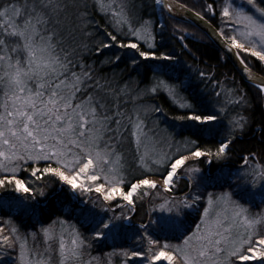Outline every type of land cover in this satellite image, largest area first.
<instances>
[{"label": "snow or ice", "instance_id": "6c2138e0", "mask_svg": "<svg viewBox=\"0 0 264 264\" xmlns=\"http://www.w3.org/2000/svg\"><path fill=\"white\" fill-rule=\"evenodd\" d=\"M154 3L169 13L191 11L208 24L222 50L235 58L246 79L264 98V79L253 72L254 67L264 72V0H203L199 11L170 0ZM133 7L131 0H93L92 8L111 20L112 30H106L105 38L89 48L77 41L70 29L65 38L69 19L78 22L80 31L85 30L89 0H0V189L7 191L11 186L12 191L22 194L0 200V206L23 210L25 202L37 195V189L19 176L30 172L37 181L52 177L49 182H58L74 195L85 197L80 200L79 212L91 226L89 236L75 227L69 230L66 220H53L39 233H32L33 241L41 236L42 249L35 245L29 248L28 237L15 235V228L13 235H3L0 243L13 246L20 240L21 264H101L99 257L85 259L92 241L126 236L137 245L146 244L147 250L129 247L109 253L123 257V264H134L138 259L141 264L145 259L150 264L161 260L167 264H249L259 260L264 264V214L250 215L231 191L219 197L209 194L206 207L198 194L180 200L162 195L174 190L178 177L187 174L189 181L200 179L191 175L201 171L195 162L206 159L211 164L227 159L237 141L254 127L246 107L247 92L235 85L229 89L234 92L231 103L236 114L228 121L227 135L221 136V113L227 114L226 106L218 99L219 108L209 110L195 97L188 100L179 94L178 85L168 76L170 70L175 71L177 58L161 51L157 43L156 27L164 30L166 26L151 18L134 21ZM217 16L220 22L213 27L211 21ZM180 39L184 40V35ZM114 48L118 51H111ZM82 49L107 56L110 64L126 57L133 71L145 62H161L153 65L154 79L138 90L134 99L143 101L166 92L179 103L172 119L187 129L180 141L183 150L177 148L174 155L170 151L140 152L153 132L146 120L162 109L139 103L131 112L122 110L120 94L124 90L111 87L108 81L101 83L91 66L83 62ZM199 76L207 74L200 72ZM215 83L219 89V81ZM214 94L220 98L222 91ZM206 136L221 138L207 147ZM261 137L264 142V131ZM125 139L135 145L132 167L140 171L131 179L119 152ZM241 159L247 167L249 157ZM245 177L250 193L257 187L264 189L261 165L237 174L238 180ZM38 194H45L43 187ZM145 197L163 199L159 204L162 215L137 224L133 217L137 199ZM200 210L195 230L186 228L188 212ZM157 230L175 234L178 242L161 243Z\"/></svg>", "mask_w": 264, "mask_h": 264}, {"label": "rangeland", "instance_id": "374dc122", "mask_svg": "<svg viewBox=\"0 0 264 264\" xmlns=\"http://www.w3.org/2000/svg\"><path fill=\"white\" fill-rule=\"evenodd\" d=\"M201 1L203 2V0ZM92 3H93V0H89L90 6H92ZM199 10H201L200 7L199 9H197V11ZM96 11L101 16H104L100 11L98 10ZM90 17L91 16L89 12V15H88L89 22L88 24L85 25V30L82 31V35L85 37V39H92L94 34L97 31H99V34H102V32H104V29L99 27V25L94 20H92V18ZM216 18L218 19V22H220L219 17L217 16ZM106 20L109 21V26L112 30L111 20L109 18H106ZM77 23L78 22H75L74 27L78 30V28L76 27ZM158 23L164 24L166 27L164 30H161L158 26L156 27L155 31L157 34V43L162 39L163 35L164 36L165 35L174 36V34H176V36L179 38L181 35H184L185 39H189V40L196 37L193 34L194 32H192L189 29L181 28L179 26H173V25L165 23L163 16L159 17ZM174 28H179L180 30L174 31ZM89 32L92 33L91 36L88 35ZM65 38L67 39V35ZM97 41L99 42L100 40L98 39ZM184 44L185 43L183 42V45ZM111 51L116 52L118 51V49L114 48ZM83 55L90 59L88 61L89 66L96 65V63L99 68H103V67L111 65L110 63L106 62L108 57L105 55H96L95 53H92L91 51L88 52V49H82V56ZM124 61L125 62L127 61L126 57L124 58ZM157 63H161V62L159 61L145 62V66L150 67L151 70L149 71L148 76L144 80H141V76L138 78L135 77L131 79L130 81L127 79V77L125 78V81L123 82L119 90H124L120 94V98H122V101H130L131 103V105L128 106L129 107V109L127 110L128 112H131L134 106L139 103L152 104V105L160 107L157 104H153L151 100L152 98L157 97L158 95H163L164 99H166L176 109H179V103L173 102L172 98L169 97L166 92H161L152 97H146L143 101L134 99L137 91L140 89H144L154 79L156 72L153 69V65ZM138 69H141V68L138 67ZM183 69L185 70L183 71ZM181 71H183L182 74L180 73ZM200 72L206 73L207 76L205 78H201L199 76ZM170 73L174 77H177L179 74H181V78L177 79V81H175L174 78L170 81L171 83H175L178 85V91L181 96L185 98L187 97L185 95V89L187 88L186 90L187 95L203 96L204 99H200L199 101L202 103L204 101V103L208 105L209 109L210 108L212 109L213 107H216L217 109L219 108V105L216 103L218 99L220 101V104H223L226 106V108L228 109L227 114L221 113L222 126L220 128V132H223V131L227 132L226 126L228 124V121L232 116L236 114L235 113L236 106L231 103V100L234 96V92H230L229 89L232 88L233 85H235L237 88L244 90V88L238 83V80L232 76H230L229 79L223 78L222 81H219L220 86L218 89L217 86L214 85L215 81L213 80L214 77L212 78L211 76V72H207L206 70L199 71V69L196 66H194L191 62H188L185 59L181 60L179 58H177L175 62V71L170 70L168 73V76H170ZM168 76H163L161 78L168 79ZM207 78H212V80L211 79L204 80ZM189 84H190V87H187ZM217 90L222 91V96L220 98H217L214 94L215 91ZM247 100H248V96H247ZM248 102L249 104L246 105L247 110L250 109V101ZM146 123L149 128L153 129V132L150 133V138L145 141V145L141 146L140 152H144L146 149L150 153L153 151H159V152H169L170 151L174 155L176 154L177 148H180L181 150H183V146L180 144V141L187 135V129L181 127L179 121H176L172 119L171 116L166 115L163 109L158 114L149 116V118L146 120ZM253 130H255V128H253ZM134 150H135V145L133 143H130L128 139H125L119 147V152L122 155L123 162L125 163V168H126V172L128 174L129 179H131L134 176L140 175V171L137 168L132 167V165L135 163ZM226 165L227 164L225 163L220 165L214 173H211L208 170L211 164L207 163L206 159L197 161L195 162V167L199 168L201 171L199 174H191V175H199L200 179L196 181H189L187 179V174L184 176L178 177L174 190L171 193L165 192L162 195L170 197V198H176L177 200L183 199L185 196H192V195H197V194L202 195L203 190L201 187L203 184L207 182L208 183L216 182V180H210V179L205 178V176H207L206 174L209 173L210 177H213V176L220 177L219 181L220 180L226 181V179H230L229 180L230 184L226 186L223 191L215 190V191H211L210 193H206L205 198L203 197L202 198L203 200L200 201V203L203 204L205 207L207 206V198L209 194H211L213 197H219L222 193L231 191L233 193V198L237 202L242 203L243 206L248 209V212L250 215L256 216V215L264 214V189L257 187L256 189H253L252 192L250 193L248 189V183H249L248 178L245 177L243 181L237 179V174L243 175L245 171L250 172L253 168H256L257 165H261L258 158L254 157L253 155L249 156L247 167H245L242 161L239 165H234L232 167L233 169L230 167H226ZM261 167H264V166L261 165ZM259 171L260 169H257V172ZM46 177L48 178L49 181L54 180V178L52 177H48V176ZM182 181H185L187 184L188 188L186 191H183ZM49 183H56V182H49ZM257 184L258 185L260 184L259 180L257 181ZM37 186H38V189L40 187H43L45 194L43 196H40L38 194L37 199L33 198L31 200L26 201L23 206V210H21L18 207H9L7 206V204L0 206V210L6 211V212L9 211L12 213H17V214H19L21 211H26V210L29 212L30 206L33 205V203H36L38 207L46 206L48 202L51 201L54 195H60V193L62 192V189H66L68 191L66 186H63L59 183L57 184L56 191L53 194L49 195L47 194L46 186L44 185V183L37 181ZM8 192L9 194H0V200L7 201L8 198L10 197H20L22 195V194L15 193L14 191H12L11 186H9ZM91 195L95 197L96 194L93 193ZM83 198L85 197H81L79 194L74 195L73 193H72V196L70 197L68 196V194H66L65 196L64 195L61 196L62 200H65L67 202L68 201L73 202V203L77 202L80 207H82V205L80 204V200ZM256 198H263L262 200L263 203L258 207L253 206L252 204V199H256ZM163 202H164L163 199L159 197H152L151 199L148 197H145L143 200L137 199V205H139L140 207L137 206V210L133 214L135 222L139 224L141 221H136V220H139L140 218L144 216L142 221L147 223L149 221V218L155 219L156 217L162 215V213L159 210V204ZM121 203H124V202L121 201ZM219 210H220L219 208L214 209V211H219ZM109 215H111V213H109ZM201 216H202V210L189 211L185 219L186 228H191L194 231L195 224L200 223ZM80 217H81V220L84 221L83 217L81 216L79 212L78 218ZM187 217L189 218L191 217L194 219L191 226L189 225ZM2 220H0V227H3L4 232L7 235L9 236L13 235L11 230L15 228V226H13L9 222V220L6 222L7 224H5ZM42 227H47V226H39L38 231L36 232L29 231L26 233L25 231L18 230V232L15 235H18L21 239L27 236L29 248L35 245L36 247H39L42 249L41 236L38 235L35 241H33L32 239V233H39ZM65 227L69 228V230H71L72 228L70 224L68 225L66 224ZM57 228L59 229V225H57ZM5 233L0 234V239H2V236L5 235ZM157 234L160 236L161 243L168 242L171 244H175L178 242L177 239H175V234L173 233L164 234V233H159L157 230ZM124 239L125 241H127L126 246L123 247L124 249H127L129 247H135L137 248V250H140V251L147 250L146 244L137 245L130 237H127V236L117 238V239L108 238L106 240H100V241L94 240L97 242V245H94V243H92V247L88 250L89 255H87L85 259L88 260V259H91L92 257H99L101 259V264H123V259H124L123 257L119 255H111V256L109 255V253H112L113 251H115L116 253H119L121 248L112 249L108 252H104L101 255L99 254L100 252L98 254L96 253L97 252L96 248L103 245L104 243L110 244V245H112L113 243H117V244L122 243ZM19 243H20V240H17L15 245L13 246L0 243V264H21L20 259H19V253H20ZM134 264H141V261L138 259L134 262ZM143 264H150V261L145 259L143 260ZM157 264H167V261L161 260L157 262ZM249 264H262V262L259 260H255V261H250Z\"/></svg>", "mask_w": 264, "mask_h": 264}, {"label": "trees", "instance_id": "16d2710c", "mask_svg": "<svg viewBox=\"0 0 264 264\" xmlns=\"http://www.w3.org/2000/svg\"><path fill=\"white\" fill-rule=\"evenodd\" d=\"M181 3L186 4L189 8L194 9L197 11L199 9L202 1L198 0L197 2H193V0H177ZM131 4L134 5L132 9L133 13V19L134 21H139L141 19H148L151 18V20L154 23H158V16H163V19L165 23L173 25V26H179L181 28H186L194 32L193 34L197 37V39H201L200 42L196 41V37L192 39H184L180 40L179 37L174 34L172 35H163L162 39L158 42L160 45L161 51L170 52L175 55V57L180 56L183 59H186L187 61L191 62L192 64L201 67L202 69L206 70L207 72H211L212 76H214L213 80L216 81H222L223 78H228L232 75H234L235 78H237L238 83L244 88V91L247 92L248 101H250V109L248 112L252 114L253 120H254V127L251 128V130L244 136H242L236 143L235 147L232 149L231 153L229 154L227 159L222 160H213L211 163V166H209V171L211 173H214L217 168L222 164H227L226 167L232 168L234 165H239L242 161V156H254L257 157L261 165L264 166V142H262L261 132L264 131V127H262V124H264V98H261L260 94H258V91L256 88L247 85L244 83L240 78L236 77L235 71L233 68L229 65V63L224 59V57L211 46V43L208 42L207 38L197 29L186 25L184 23L172 20L170 18L165 17L161 11L157 12L156 6L154 3V0H131ZM89 12H90V18L94 20L99 27L104 29V32L102 34H99V31H97L92 39H85V37L82 35V31L79 29L77 30L74 27L75 22L73 19H69L65 22L66 27V35L67 30H72L75 33L76 40L77 41H83L84 43L89 45V48L94 46V44L99 43L97 40H101L105 38V31H111V28L109 26V21L106 20V17L101 16L96 9H93L92 6L89 5ZM211 23L215 26L218 24V19L215 17L212 19ZM183 42L185 43L183 45ZM186 48L189 49L196 57H198L199 62L195 63L194 61H191L188 57ZM82 52V50H81ZM90 52V50H88ZM90 59L83 55V62L86 65H89L88 61ZM94 75L100 79L101 83H104L105 81L110 82L111 87L116 88L119 90L121 88V85L125 81V78L130 81L133 78H138L141 76V80H144L151 70L150 67L140 66L141 69H137L136 71H133L128 62L124 61V59L118 63L114 64L112 63L109 66L99 68L96 65L91 66ZM253 70L258 72L259 74L264 76V72H261L259 68L254 67ZM136 75V76H135ZM187 87H190L188 85ZM183 90V89H182ZM187 88L185 89V95L188 100H191L193 97H195L196 100H200L197 96H189L186 93ZM184 91V90H183ZM194 94V93H193ZM153 104H157L165 111V114L168 116L173 117L177 114V109L171 105L166 99H164L163 95H158L157 97H154L151 99ZM121 104H122V110H128L131 105L130 101H122V98H120ZM204 103V101H203ZM210 110V109H209ZM255 128V130H253ZM227 135L226 131L221 132V136ZM221 137L217 136L215 139L211 137H205L204 142L206 143L207 147H211L213 143L218 141ZM208 141H211V143H208ZM224 162V163H223ZM233 169V168H232ZM19 176L27 181L28 184H30L34 189H37V195L34 198H38V186H37V180L35 178L30 176V172H21L19 173ZM206 179L213 178L210 176H206ZM184 180V179H182ZM230 179H226V181H219L216 180L214 183H205L202 185L203 193L200 196L205 198L206 193H209L211 191L215 190H224L226 186H228ZM48 178L45 176L43 180H40L41 183H44L46 186L47 194L51 195L53 194L57 189L56 183H46L48 182ZM183 185V191L187 190V184L185 181H182ZM0 194H9L8 190L5 191L3 189L0 190ZM60 193V191H59ZM68 194V196H72V192L66 189H62V192L60 195H54L51 201L48 202L46 206H40L36 203H33V205L30 206L29 212L21 211L19 214L12 213L9 211H1L0 210V220L3 218V222L7 224L6 222L9 220V222L15 226L19 231H25L26 233L29 231H38L39 226H48L52 223L53 220H66L67 225L70 224L71 227H75L79 229L80 232L84 233L85 235H91L90 228L91 226L81 220V217L78 218L79 209L80 206L76 202H67L65 200L61 199V196H65ZM199 195V194H198ZM203 200V199H201ZM263 202L260 203V205ZM140 207L139 205H137ZM258 207V205H253ZM144 217V216H143ZM142 218L136 221H142ZM187 220L189 222V225H192L193 218L187 217ZM87 229V231H86ZM5 233V232H4ZM5 235H7L5 233ZM128 240V239H127ZM94 245H97V242L93 240ZM127 244V241L125 239L122 241V243H113L112 245L104 243L103 245L97 247V254L100 255L104 252H108L112 249H119L125 247ZM94 248V247H93ZM95 253V254H96Z\"/></svg>", "mask_w": 264, "mask_h": 264}, {"label": "water", "instance_id": "95a60500", "mask_svg": "<svg viewBox=\"0 0 264 264\" xmlns=\"http://www.w3.org/2000/svg\"><path fill=\"white\" fill-rule=\"evenodd\" d=\"M170 2L173 4L180 3L176 0H170ZM162 12L170 18L177 20V21H180V22H183V23H186V24L198 29L200 32H202L209 39V41L214 45V47L226 57L228 62L231 64V66L238 73L241 80L244 81L245 83L253 86V84L248 79H246L245 74L241 71L240 65L237 63L235 58L232 57L230 53L226 54L222 50L220 42L213 35L212 28H210L208 24H205L204 22H202L198 18H196L195 15L193 14V12H191V11L178 9L177 11H175L173 13H169L166 9H164V10H162ZM254 73L257 76H259L261 79H264V77L261 76L260 74H258L256 72H254Z\"/></svg>", "mask_w": 264, "mask_h": 264}]
</instances>
